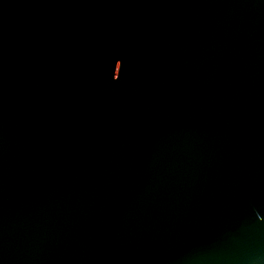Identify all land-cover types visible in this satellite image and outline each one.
I'll use <instances>...</instances> for the list:
<instances>
[{
    "label": "water",
    "instance_id": "1",
    "mask_svg": "<svg viewBox=\"0 0 264 264\" xmlns=\"http://www.w3.org/2000/svg\"><path fill=\"white\" fill-rule=\"evenodd\" d=\"M0 264H264V0H0Z\"/></svg>",
    "mask_w": 264,
    "mask_h": 264
}]
</instances>
